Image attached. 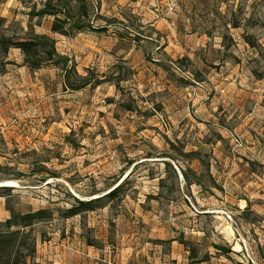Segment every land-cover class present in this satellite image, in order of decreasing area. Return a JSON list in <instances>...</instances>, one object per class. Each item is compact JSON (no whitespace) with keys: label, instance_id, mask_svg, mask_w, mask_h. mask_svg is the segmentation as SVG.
Masks as SVG:
<instances>
[{"label":"rangeland","instance_id":"374dc122","mask_svg":"<svg viewBox=\"0 0 264 264\" xmlns=\"http://www.w3.org/2000/svg\"><path fill=\"white\" fill-rule=\"evenodd\" d=\"M45 1L0 0V35H51ZM86 1L93 28L53 37L85 88L0 53V230L51 210L34 264H264V0ZM202 84L217 112H192Z\"/></svg>","mask_w":264,"mask_h":264},{"label":"trees","instance_id":"16d2710c","mask_svg":"<svg viewBox=\"0 0 264 264\" xmlns=\"http://www.w3.org/2000/svg\"><path fill=\"white\" fill-rule=\"evenodd\" d=\"M72 3L77 13L73 14ZM86 0H46L43 9L37 16L52 17L53 24L51 32L56 35L69 37L70 31H83L92 29L90 24V15L88 12ZM3 19H0V23ZM255 47L253 44H250ZM11 49H18L24 56L25 65L32 71H38L47 67H56L65 73L67 87L72 90H81L88 84V79L78 74L76 69L69 65V60L58 52L56 40L48 35L31 34L30 37L10 38L0 35V53L8 55ZM76 76L80 80V86L71 84V77ZM49 175L42 176L40 181L46 182V178H59L56 172L48 171ZM129 178V177H128ZM125 179L120 185L118 184L107 195L83 201L73 197L76 204L65 211L58 210L62 213V217L70 219L82 213L94 212L102 208L104 199L114 200L119 192L123 189ZM0 190L10 192L13 188L2 187ZM11 213L10 218L2 224L4 230H0V264H34L37 249V237L34 234L33 227L41 222L49 221L53 217V213L49 209L31 211L27 213H17L12 208L8 209ZM219 251L230 253L231 250L217 248Z\"/></svg>","mask_w":264,"mask_h":264},{"label":"crops","instance_id":"0c3cea01","mask_svg":"<svg viewBox=\"0 0 264 264\" xmlns=\"http://www.w3.org/2000/svg\"><path fill=\"white\" fill-rule=\"evenodd\" d=\"M51 26H52V23H51ZM38 35H40V34H38ZM44 35H46V34H44ZM51 35H48V36H50L52 38L53 37H59V35H56V34H53V33H51ZM201 86H202V88H198V91H202L205 95L203 96V95L197 94L196 92L194 93V97H192V112H217L218 109H219L218 107H216L217 104L220 105V108L223 107L224 104H226V101H224L223 98H221L219 101H217V96L216 95L210 96V97H209V95L207 96L206 92L203 90L206 87L204 88L203 84ZM198 151L199 150H197L195 152H192L193 153L192 157H194V164H197L196 161L198 162V164H201L200 156H199V152ZM195 171H197L196 172L197 173L196 174L197 177H196V181L192 182V187H196L197 189H199V191L202 192V190H200V187L202 188V180L200 178L201 177V174H200L201 172H198V168H196Z\"/></svg>","mask_w":264,"mask_h":264},{"label":"bare ground","instance_id":"6f19581e","mask_svg":"<svg viewBox=\"0 0 264 264\" xmlns=\"http://www.w3.org/2000/svg\"><path fill=\"white\" fill-rule=\"evenodd\" d=\"M122 183V182H121ZM3 186H12V187H17L19 186L18 183L14 182V181H8L2 184Z\"/></svg>","mask_w":264,"mask_h":264},{"label":"water","instance_id":"95a60500","mask_svg":"<svg viewBox=\"0 0 264 264\" xmlns=\"http://www.w3.org/2000/svg\"><path fill=\"white\" fill-rule=\"evenodd\" d=\"M3 187H10V188H11L12 186H3ZM17 187H18V186H17ZM1 188H2V187H1ZM95 199H97V198H95Z\"/></svg>","mask_w":264,"mask_h":264}]
</instances>
